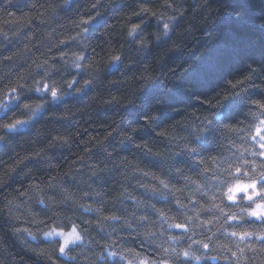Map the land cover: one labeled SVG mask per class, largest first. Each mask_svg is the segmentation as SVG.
Instances as JSON below:
<instances>
[{
    "label": "clouds",
    "instance_id": "1",
    "mask_svg": "<svg viewBox=\"0 0 264 264\" xmlns=\"http://www.w3.org/2000/svg\"><path fill=\"white\" fill-rule=\"evenodd\" d=\"M0 264H264V0H0Z\"/></svg>",
    "mask_w": 264,
    "mask_h": 264
}]
</instances>
